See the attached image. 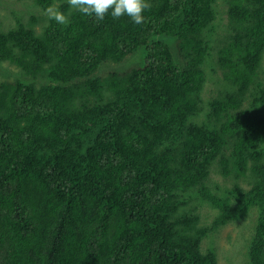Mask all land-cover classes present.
<instances>
[{
	"label": "trees",
	"instance_id": "16d2710c",
	"mask_svg": "<svg viewBox=\"0 0 264 264\" xmlns=\"http://www.w3.org/2000/svg\"><path fill=\"white\" fill-rule=\"evenodd\" d=\"M21 2L37 15L0 29L25 77L0 83V264H219L203 240L253 210L264 264V0H226L223 83L205 69L218 0H148L140 25Z\"/></svg>",
	"mask_w": 264,
	"mask_h": 264
},
{
	"label": "rangeland",
	"instance_id": "374dc122",
	"mask_svg": "<svg viewBox=\"0 0 264 264\" xmlns=\"http://www.w3.org/2000/svg\"><path fill=\"white\" fill-rule=\"evenodd\" d=\"M215 9L217 12L216 23L218 28L215 34V43L212 45L213 56L209 58L205 69L210 80L215 79L220 81V83H223L221 80L223 79V71L216 63V56L217 49L221 44H225L230 36L229 29L227 27L229 20L226 14V0H218ZM33 14L37 15V13H32L30 11L29 3L25 4L24 2H21L15 7L14 0H0V29L7 30L8 28L14 27L16 23L15 19L18 15L21 16V20L24 23H28L29 17ZM132 62L136 63L134 59ZM19 79L25 80V77L15 65H11L8 62L0 63V83L2 81H15ZM220 83L215 81L207 83L205 96L209 99L216 97L218 95L217 92L223 88ZM211 179L213 187H225L228 189L232 186V184L229 183V180L224 179L215 169L212 170ZM199 216L201 225H208L214 220L216 211L208 207V205L203 204L200 207ZM256 216L257 213L253 210L247 219L238 222H231L220 228L215 233L209 235L201 244L202 252H206L208 250L214 251L217 255L219 264H248L247 247L254 232Z\"/></svg>",
	"mask_w": 264,
	"mask_h": 264
},
{
	"label": "clouds",
	"instance_id": "9594fccd",
	"mask_svg": "<svg viewBox=\"0 0 264 264\" xmlns=\"http://www.w3.org/2000/svg\"><path fill=\"white\" fill-rule=\"evenodd\" d=\"M67 3L76 11L94 17L97 21H102L111 9L113 18L127 15L137 25L145 22L143 13L151 8L148 0H67ZM46 11L50 20L60 24L68 23V18L59 9L49 7Z\"/></svg>",
	"mask_w": 264,
	"mask_h": 264
},
{
	"label": "flooded vegetation",
	"instance_id": "af4514ba",
	"mask_svg": "<svg viewBox=\"0 0 264 264\" xmlns=\"http://www.w3.org/2000/svg\"><path fill=\"white\" fill-rule=\"evenodd\" d=\"M249 244H250V240H249ZM249 244H248V247H249ZM248 247H247V251H248Z\"/></svg>",
	"mask_w": 264,
	"mask_h": 264
}]
</instances>
